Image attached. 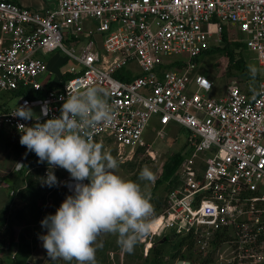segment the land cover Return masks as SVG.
<instances>
[{
	"label": "built area",
	"instance_id": "obj_1",
	"mask_svg": "<svg viewBox=\"0 0 264 264\" xmlns=\"http://www.w3.org/2000/svg\"><path fill=\"white\" fill-rule=\"evenodd\" d=\"M229 26L256 55L260 81L252 91L231 81L215 97L199 59ZM55 52L82 69L56 72L46 59ZM93 85L115 112L93 140L121 156L146 145L155 118L157 139L171 126L186 133L155 237L192 241L209 264H264V0H51L40 10L0 0V136L20 140L19 125L36 123L13 115L25 101L44 122ZM48 167L33 168L43 180ZM54 171L64 186L69 172Z\"/></svg>",
	"mask_w": 264,
	"mask_h": 264
},
{
	"label": "clouds",
	"instance_id": "obj_2",
	"mask_svg": "<svg viewBox=\"0 0 264 264\" xmlns=\"http://www.w3.org/2000/svg\"><path fill=\"white\" fill-rule=\"evenodd\" d=\"M250 72L255 78L257 69L250 66ZM13 115L36 119L31 126L19 125L20 144L34 152L39 162H47L42 183L58 185L57 166L66 169L75 181L65 182L72 194L41 221L47 232L39 239L52 260L96 264L95 242L100 233H117L118 243L127 252L151 233L153 208L150 195L142 191L139 181H152L153 172L145 166L137 180L125 178L119 173L118 160L92 137L98 125L115 118L104 89L93 85L68 94L60 115L44 122L27 101ZM42 115L47 116L48 110L42 109Z\"/></svg>",
	"mask_w": 264,
	"mask_h": 264
},
{
	"label": "rangeland",
	"instance_id": "obj_3",
	"mask_svg": "<svg viewBox=\"0 0 264 264\" xmlns=\"http://www.w3.org/2000/svg\"><path fill=\"white\" fill-rule=\"evenodd\" d=\"M227 28L232 43L243 42L241 40L243 35L238 32L237 28L233 26ZM224 46L223 43L219 48L223 49ZM236 54L237 57L245 59L249 71L250 66H253L257 69V73L260 72L255 60L256 55L249 52L246 47H238ZM47 59L51 60L56 72L60 71L62 67L72 72L82 69L73 59L65 58L62 53L55 52L47 56ZM199 62L200 71L215 83L212 93L215 97L224 95L231 81H237L244 90L250 89L255 81L254 78L241 74L223 51L202 55ZM15 103L16 100H12L9 104L12 106ZM158 132L159 128L155 118L144 135L146 145L137 150L133 156H129L128 152L121 156L119 149L111 141L102 144L104 149L118 160L119 173L125 178L137 180L145 166L153 172L154 179L152 181L139 182L142 191L150 195L154 218L162 211L165 197L170 190L167 183L157 185L163 165L173 154L182 150L186 140V133L177 126H171L165 130V140L156 138ZM19 144L20 140L14 135L3 132L0 136V264H76L75 260L71 262L62 258L52 260L43 247V241L39 239L40 235L47 232V229L42 227L41 221L48 214H54L67 195L72 194L67 184H74L75 181L72 180L70 173L64 174L62 178H68L67 184L64 183L62 187L53 186L49 190L50 187L42 183V176L28 162L25 153H21L17 149ZM31 182L37 188L45 191L46 203L41 210L39 208L36 210L26 209L25 203L16 196L17 191L26 188ZM88 182V180L84 181V183ZM159 202H161V207L156 211L154 208ZM3 218L5 219L4 223H2ZM157 222L159 223V221ZM156 241L158 240L152 230L135 245L132 252H127L118 243L117 233L102 232L95 242L96 264H138V256H144L146 253L145 245ZM189 242L188 240L183 241L180 236L173 239L170 237L165 249L168 259L162 260L161 264H177L178 259L182 256L189 257L193 264H198L201 261L204 262L203 264H209L212 255L208 256L209 259L207 256L202 258L196 252L195 245L190 246ZM192 255L193 257H191Z\"/></svg>",
	"mask_w": 264,
	"mask_h": 264
},
{
	"label": "trees",
	"instance_id": "obj_4",
	"mask_svg": "<svg viewBox=\"0 0 264 264\" xmlns=\"http://www.w3.org/2000/svg\"><path fill=\"white\" fill-rule=\"evenodd\" d=\"M228 32H229V30L226 27L224 35H223V41L225 44L223 49L212 48V49L208 50L207 52H205L203 54V56L211 54V53L223 51V53L228 57L229 61L232 64H234L235 68L238 69L241 74L247 75L250 78H253L251 72L249 71L248 63L245 61L244 58L237 57V54H236V49L238 47H241V46L246 47L245 44H243V42H233L232 43L230 41ZM67 76H69V75H67ZM254 79H255V81L250 86L251 88L248 89V91L249 90L252 91V90L256 89V87L260 81V72H258L256 74ZM17 149L19 150V152L25 153V155L27 156L28 162L30 164H32L33 167L39 165V163H40L39 159L34 154L27 152L25 146H22L21 144H19ZM140 149H142V148H140ZM183 159H184V157L180 152L173 154L170 158L167 159V161L163 165L161 176L157 180L158 186H160L164 183H167L170 189L173 187V185L175 184V182L173 180L174 174L176 173L177 169L181 165ZM37 172L41 176L42 170L38 169ZM30 180H31V178H30ZM51 188H53V186L48 188V189L50 190ZM44 192L45 191L43 189H41L39 187L37 188V186L33 182H31L26 188L17 191L16 196L18 197V199L21 202L25 203L26 209L29 208L31 210H36L37 208H39V210H41L42 207L44 206V204L46 203V197H45ZM159 207H161V202H159L155 206L154 209L156 211H158ZM163 208H164V205H163L162 209ZM4 220L5 219L3 218L2 223H4ZM157 225H158V222L154 224L153 228H156ZM162 239H163V237L159 238L160 241L158 240L154 243L150 242V243L145 245L144 248H146V250H145L146 253L144 256H138V260H139L138 264H161L162 263V260H164L165 257L167 256V255H165V249H166V246L170 240V237L166 236V241H164ZM189 243H190V246L193 245L192 241H190ZM191 257H193V255ZM203 263L204 262L201 261L198 264H203ZM194 264H197V263H194Z\"/></svg>",
	"mask_w": 264,
	"mask_h": 264
},
{
	"label": "crops",
	"instance_id": "obj_5",
	"mask_svg": "<svg viewBox=\"0 0 264 264\" xmlns=\"http://www.w3.org/2000/svg\"><path fill=\"white\" fill-rule=\"evenodd\" d=\"M13 1L17 2L20 5H23V6H27V7L33 8V9L40 10V9H44L46 7L47 3L49 1H51V0H13ZM46 59H47V57H46ZM49 61H50V66L52 65V67L54 68L53 64H51V60H49ZM173 238L174 237H171V239H173ZM165 239H166V237H163L162 240H165ZM157 240H159V237H157ZM167 259H168V256L165 257V260H167ZM184 259L185 260H189L191 262V264H193L192 261L189 259V257L187 258V257L184 256ZM179 260L180 259H178L177 263L179 262Z\"/></svg>",
	"mask_w": 264,
	"mask_h": 264
},
{
	"label": "water",
	"instance_id": "obj_6",
	"mask_svg": "<svg viewBox=\"0 0 264 264\" xmlns=\"http://www.w3.org/2000/svg\"><path fill=\"white\" fill-rule=\"evenodd\" d=\"M164 241H166V239Z\"/></svg>",
	"mask_w": 264,
	"mask_h": 264
}]
</instances>
